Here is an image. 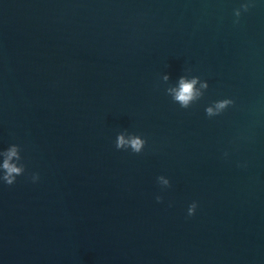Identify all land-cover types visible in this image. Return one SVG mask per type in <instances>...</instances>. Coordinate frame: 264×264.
<instances>
[{
	"label": "water",
	"instance_id": "water-1",
	"mask_svg": "<svg viewBox=\"0 0 264 264\" xmlns=\"http://www.w3.org/2000/svg\"><path fill=\"white\" fill-rule=\"evenodd\" d=\"M181 76L209 85L187 109ZM12 144L0 264H264V0H0Z\"/></svg>",
	"mask_w": 264,
	"mask_h": 264
},
{
	"label": "clouds",
	"instance_id": "clouds-1",
	"mask_svg": "<svg viewBox=\"0 0 264 264\" xmlns=\"http://www.w3.org/2000/svg\"><path fill=\"white\" fill-rule=\"evenodd\" d=\"M249 7L250 5L248 3L241 5V9L244 11H247ZM241 9L235 10L234 14L237 18H239L241 15ZM236 22H238V20ZM163 80L168 81L169 76L164 75ZM197 83H200V88L204 91L209 87L207 81H202L197 76L193 77L191 80L181 76L179 78V87L168 88L166 91L169 95H171L173 101L177 102L182 108L187 109L194 101L199 100L204 95V91H200L196 88ZM233 104L234 101L228 98L214 101L212 105L206 107V115L210 118L218 116ZM145 144L146 140L140 136H132L126 139L123 134H119L116 137L115 147L118 150L131 149L133 153L139 154L143 151ZM20 151L21 149L18 145L12 144L6 151L0 152V154H3L6 157L4 159L3 165L0 166V181L9 186L15 184L17 177L22 176L25 173V165L21 163L22 157L20 155ZM13 157H15L18 161L17 164L11 163ZM31 179L33 182L38 181L39 174L33 173L31 175ZM157 181L164 188L171 187L170 180L164 176L157 177ZM156 201L158 203L163 202V197L157 195ZM197 206V202H192L187 209V215H195Z\"/></svg>",
	"mask_w": 264,
	"mask_h": 264
}]
</instances>
